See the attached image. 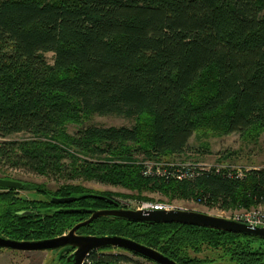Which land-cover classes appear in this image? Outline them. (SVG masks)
Wrapping results in <instances>:
<instances>
[{
    "label": "trees",
    "instance_id": "obj_1",
    "mask_svg": "<svg viewBox=\"0 0 264 264\" xmlns=\"http://www.w3.org/2000/svg\"><path fill=\"white\" fill-rule=\"evenodd\" d=\"M263 12L264 0H0V164L95 180L138 197L201 194L235 208L264 202V168L243 179L200 171L179 180L145 176L135 160L141 155L172 162L196 130L245 139L264 131ZM92 114L135 123L67 133V124L81 125ZM18 133L34 138L6 139ZM24 183L20 189L43 197L0 190V235L15 240L55 237L85 220V209L118 206L108 201L118 194L90 196L78 183L64 182L54 192ZM72 195L78 198L51 200ZM86 228L89 234L128 237L178 264H213L191 255L203 246L221 249L229 264H264V239L254 236L113 217H99L78 232ZM114 249L94 250L84 264H154Z\"/></svg>",
    "mask_w": 264,
    "mask_h": 264
},
{
    "label": "rangeland",
    "instance_id": "obj_2",
    "mask_svg": "<svg viewBox=\"0 0 264 264\" xmlns=\"http://www.w3.org/2000/svg\"><path fill=\"white\" fill-rule=\"evenodd\" d=\"M44 56L47 63H53V53L48 52L45 53ZM143 117L144 116H140L139 119H143ZM134 123V118H127L116 115L92 114L87 119H85L81 123V125L73 123L67 124L66 131L69 134H73L81 126L95 125L102 127H131L134 125ZM22 138L29 139L34 138V136L29 133H18L9 136L6 139L18 140ZM188 146L189 147L185 152L174 155L171 161L186 165L190 163L201 164L209 166L210 169H214L213 171L216 173L222 172L223 174L234 173L236 172L235 170H237L238 168H241L242 170L246 171V173L250 170L264 168V131L260 135H258L257 138L245 139L241 137L238 133L216 135L212 134L211 132L196 130L189 139ZM74 152L76 154H79L78 151ZM135 160H138V163L140 167L142 166V168L145 164H148V162L155 161L153 159L145 158L141 155L135 156ZM6 175L9 176L10 179L37 184L40 186V189L50 192L56 191L58 186L62 185V183L64 182L82 184V186L91 190V194L101 195L100 193L109 191L118 194L117 196L112 198L117 202L118 207L124 209L136 210L140 203L141 205L161 204L168 209L192 210L210 215L235 219L234 215L240 211L264 205V202H259L258 204L252 205L249 208H235L232 206L225 207L222 206L220 202H206L201 196V194L198 199L173 198L172 200H169L165 198L162 194L157 192H144L141 194L142 197H138L137 195H134L135 192L133 193L126 188L103 184L95 180L89 181L81 179H67V174H65L63 177L39 175L27 172L23 169H14L8 165L0 164V177L4 178ZM14 192L15 195L21 196L23 198H42L35 191L17 189ZM84 226L85 225L80 226L79 228ZM78 229L76 230V234L79 235H89V233L91 232V230H87L89 228H86L85 232L87 233H79ZM254 246H257V244H255ZM113 252H118V249H114ZM191 255L197 256L201 259H207L210 261V263L212 262L213 264L230 263L229 258L223 252H221V249L212 248L209 246H203L200 252H191ZM129 256L132 257L134 260L144 263L143 258L136 257L133 254H129ZM58 260L57 251L46 252L14 251L8 249L0 250V264H59L60 260L59 262Z\"/></svg>",
    "mask_w": 264,
    "mask_h": 264
},
{
    "label": "water",
    "instance_id": "obj_3",
    "mask_svg": "<svg viewBox=\"0 0 264 264\" xmlns=\"http://www.w3.org/2000/svg\"><path fill=\"white\" fill-rule=\"evenodd\" d=\"M25 183L22 181L0 177V189H20ZM90 196L105 198L102 195L89 194ZM77 196L52 197L55 203H65L76 200ZM110 203L117 204L108 199ZM68 212H79L80 209H63ZM90 216L78 224H75L66 233L38 240H15L0 235V248L14 251H56L66 250L68 247L73 251L66 257V264H84L90 252L101 248H118L135 256L148 260L154 264H178L170 257L164 255L155 248L139 243L128 237L120 235H79L76 230L83 225L99 217H113L132 222L142 223H179L195 225L225 232H232L254 236L264 239V227L244 224L233 219L214 216L202 212L181 209H124L120 207L110 209H85Z\"/></svg>",
    "mask_w": 264,
    "mask_h": 264
},
{
    "label": "built area",
    "instance_id": "obj_4",
    "mask_svg": "<svg viewBox=\"0 0 264 264\" xmlns=\"http://www.w3.org/2000/svg\"><path fill=\"white\" fill-rule=\"evenodd\" d=\"M3 138L0 136V140ZM214 169H210L209 166L190 163L188 165L170 162V163H158V162H148L142 168V174L145 176H168L171 175L175 178L182 180V179H189L193 178L200 171H213ZM236 173L233 175L234 178L241 179L246 175V171L238 168L235 170ZM214 172V171H213ZM209 196L205 195L203 199L207 202ZM149 208L158 209L161 205H145ZM234 218L239 221H245L251 225H259L264 227V205L248 210H243L234 215Z\"/></svg>",
    "mask_w": 264,
    "mask_h": 264
},
{
    "label": "bare ground",
    "instance_id": "obj_5",
    "mask_svg": "<svg viewBox=\"0 0 264 264\" xmlns=\"http://www.w3.org/2000/svg\"><path fill=\"white\" fill-rule=\"evenodd\" d=\"M1 136V135H0ZM2 137V136H1ZM3 138V137H2ZM4 139V138H3ZM4 140H0V144L3 142ZM158 163H170V162H158ZM236 172H234V173H227L226 175H227V177H229V178H234L233 177V175L235 174ZM238 179V178H237ZM204 197V196H203ZM161 205V204H160ZM137 209H147V210H151V209H155V208H149V207H146L144 204H142L141 205V203H140V205L137 207ZM136 209V210H137ZM158 209H168V208H166L165 206H163V205H161V207H159ZM215 216V215H214ZM219 217H222V216H219ZM225 218H227V217H225ZM229 219H231V218H229ZM233 220H235V221H238V222H241V223H244V224H248L247 222H245V221H239V220H237V219H233ZM249 225H251V224H249ZM256 226H259V225H256ZM260 227H263V226H260ZM238 234V233H237Z\"/></svg>",
    "mask_w": 264,
    "mask_h": 264
},
{
    "label": "flooded vegetation",
    "instance_id": "obj_6",
    "mask_svg": "<svg viewBox=\"0 0 264 264\" xmlns=\"http://www.w3.org/2000/svg\"><path fill=\"white\" fill-rule=\"evenodd\" d=\"M39 195H40V197H43L42 193H39ZM26 199H29V198H26ZM56 251H57V260L58 259L60 260V262L58 260L59 264H64L63 262L65 261L66 257L73 251V249L68 247L66 250L59 249Z\"/></svg>",
    "mask_w": 264,
    "mask_h": 264
}]
</instances>
